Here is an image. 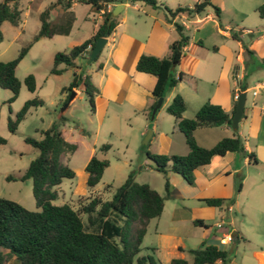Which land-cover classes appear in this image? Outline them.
<instances>
[{
	"label": "crops",
	"instance_id": "crops-1",
	"mask_svg": "<svg viewBox=\"0 0 264 264\" xmlns=\"http://www.w3.org/2000/svg\"><path fill=\"white\" fill-rule=\"evenodd\" d=\"M41 1L17 0L19 19L20 14L26 16L35 3L37 17L47 10L46 20L50 22L55 19L54 23H50L56 26L58 32L47 38L69 33L75 20L73 7L77 2H72L69 8H63L55 0H50L40 10ZM159 1L156 0V3L160 7L155 9L138 0H116L105 5L106 10H110L117 3H121L122 7L115 15L116 25L110 35L105 37L106 41L96 55L97 70L94 76L85 75L96 89L92 111L96 122L95 129L97 131L104 119L111 125L128 121L129 125H134L139 137L149 129L145 151L156 154H185L187 146L177 130L176 120L165 112V106L171 97L179 94L183 99L184 110L181 116L184 118L192 117L205 101L219 105L232 115L233 95L239 90L238 83L244 84L246 95L251 91V97L248 100L245 97L243 111L235 129L224 123L198 127L192 132L198 146L210 148L221 138L232 136L235 130L242 141L243 152L228 151L223 155H213L208 163L193 170L192 184H187L182 179H173L172 195L180 200L173 208L176 216L164 230H156L155 227V234L164 239H174L170 247L175 250L179 247L181 250H177L171 257L184 259V253L193 248L185 246L183 236L175 235L174 231L177 227L188 224L192 228L187 238L192 243L211 244L233 253L236 252L239 242L242 249L250 244L255 248L251 255L256 264H264V87L252 95L256 82L246 83V67L236 66L234 69L235 63L243 61L241 48H232L228 38L233 34L229 32L227 24L221 25L216 20L219 16L205 10V13L193 16L180 13L168 21ZM162 1L164 6L173 9L176 6L191 7L197 0ZM247 4L254 5L252 7L255 9L260 2L247 1ZM85 5L91 12V36L104 9L96 11L90 5ZM158 8L162 10L159 11ZM173 22L180 23L183 32L188 36L179 62L173 68L175 76L179 72L182 76L174 87L165 92L161 104L150 116V106L156 101L151 94L155 77L135 70V62L141 54L158 58L168 55L169 44L177 37ZM253 25L259 27L253 31L256 38H264V18H259ZM250 29L247 27L244 31ZM86 54L83 52L81 56L86 57ZM60 131L62 134V130ZM68 142L73 143L71 140ZM93 149V145L89 147L87 160L94 154ZM248 153L255 161L248 160ZM142 162L145 163V158ZM147 185L157 192V188ZM204 198H220L223 202L220 206L206 205L202 202ZM161 212L150 220L158 219ZM195 219L201 221L202 225L194 224ZM217 222H221V226L217 230L216 241L214 233H210L208 227ZM225 233L231 236L229 240L223 237ZM232 259L229 257L226 264H233ZM214 264H219V261Z\"/></svg>",
	"mask_w": 264,
	"mask_h": 264
},
{
	"label": "trees",
	"instance_id": "trees-1",
	"mask_svg": "<svg viewBox=\"0 0 264 264\" xmlns=\"http://www.w3.org/2000/svg\"><path fill=\"white\" fill-rule=\"evenodd\" d=\"M116 0H55L63 8H69L72 2L88 4L94 10L104 9L100 22L95 32L81 43L70 48L68 52H55L52 56L50 73H59L56 65L63 63L73 65L76 57L83 52L87 53V46L91 47L97 37H107L117 23L116 16L111 10H106L107 3ZM152 9L160 7L156 0H138ZM210 6L214 15L219 16L220 9L210 0H197L191 7L176 6L170 9L162 5L164 15L168 21L180 13L188 16L201 14ZM259 18H264V3L255 7ZM19 9L17 0H2L0 3V24L3 21L15 26L19 22ZM47 10L39 16V28L32 36L34 42L40 37H50L58 32L56 26L46 20ZM176 32V39L169 44V52L166 57L158 58L152 55L141 54L135 62V70L145 72L155 77V83L151 90L154 99L163 97L165 92L174 87L181 79L182 73L174 75L182 48L188 42V36L183 32V27L178 22L172 23ZM67 32V30L65 31ZM1 36V35H0ZM199 43V41H197ZM29 44L21 47L15 58L8 61H0V87L11 92L13 99L19 89V81L14 76V67L25 54ZM96 58V57H95ZM94 58V59H95ZM23 83L28 91L34 90V80L31 74L23 78ZM80 87L91 111H93V98L96 89L90 83L87 76L73 72L72 78L66 87L68 91ZM239 90L246 86L238 83ZM41 103L40 99H27L14 113L13 118L6 117V128L13 133L18 122L24 117L31 106ZM154 104V103H153ZM153 104L150 106L152 108ZM235 107V99L232 101V111ZM184 110V102L179 94H174L165 106V112L176 120L177 130L182 134L187 146L185 154H156L144 152L145 158L152 161V169L163 176V187L168 193V174L176 173L185 183L192 184L193 170L209 162L213 155H223L228 151L243 152L242 141L234 130V134L218 140L212 147L198 146L192 132L198 127L218 126L230 124L231 114L226 113L219 105L205 101L193 116L184 118L181 116ZM62 117L53 122L42 131L40 139L24 137L23 141L34 149L37 154L17 176H6L7 180L30 179L31 195L37 210H27L17 202L0 197V264H5L4 253L12 256L18 264H156L153 258L146 254L138 256L140 244L145 233V227L151 218L159 216L163 197L145 183H137L133 180V173L129 172L125 180L115 189L107 200H101L98 196L91 197L85 204L77 209L66 203L53 205L51 201L56 197L54 187L62 178H72L73 170L61 161V156L72 153L76 149L74 143L66 141L60 131ZM5 142L0 137V144ZM108 144H102L100 149L106 150ZM248 160L255 161L248 153ZM107 161L91 155L84 164L86 173L85 184L93 186L100 178ZM206 205L220 206L223 202L220 198H204ZM80 214L95 217L89 219L92 224L94 218L99 219L97 230L88 232L84 229ZM194 224H201L199 220H193ZM204 227H206L204 225ZM151 250L154 248H150ZM177 250L181 248L177 247ZM193 264H226L229 260L227 250L215 245H202L198 248L188 249ZM168 264H188L185 259L171 257Z\"/></svg>",
	"mask_w": 264,
	"mask_h": 264
},
{
	"label": "rangeland",
	"instance_id": "rangeland-1",
	"mask_svg": "<svg viewBox=\"0 0 264 264\" xmlns=\"http://www.w3.org/2000/svg\"><path fill=\"white\" fill-rule=\"evenodd\" d=\"M49 1L42 0L39 4L40 10H43ZM247 1L264 3L263 0H211L210 2L220 9L219 17H215L216 20L221 25L227 24L229 32L233 34L228 38L232 48H241L243 61L235 63L234 69L236 66L246 67V83L253 84L264 81V38H256L253 32L259 29L253 25L259 18L252 7L254 5L247 4ZM163 2L159 1L161 6L164 4ZM35 8L36 4L34 3L26 16L21 13L16 26L7 21H3L0 25V61L15 58L18 50L29 44L27 51L14 67V76L19 81L16 96L10 100L11 92L0 87V137L5 140L3 144H0V197L13 200L27 210H37L31 195L30 179L7 180L5 177L17 176L22 173L28 162L37 154L36 149L25 143L23 138L40 139L42 131L61 116L62 123L59 128L62 130L63 137L68 141H73L77 146L72 153L62 155L61 161L73 170L74 176L62 178L59 184L54 187L56 197L51 201V204L66 203L77 209L93 196L107 200L125 180L129 172H132L135 182L150 184L153 188H157V193L163 197L161 216L158 219L149 220L147 223L138 256L148 254L156 264H168L171 255L177 251L170 247L175 240L164 239L155 234V227L156 230H164L170 220L176 216L173 208L175 203H180V200L172 195V180L181 178L176 173L170 172L167 175L169 188L166 194L162 174L151 168L152 161L146 159L144 155L146 148L144 140L145 137L147 138L149 129L142 137H139L134 125H129L128 121H120L117 125H111L108 120L104 119L96 131V122L80 87L70 91L66 89L73 72L93 77L97 70V59L86 63V58L76 57L74 59L75 67L74 64L71 66L60 63L55 67L59 69V73L49 72L55 52H68L71 47L90 36L93 25L90 21L91 12L88 10V6L77 3L73 7L72 14L75 16V20L69 33L55 35L52 38L40 37L32 42L31 38L37 32L40 24ZM161 8L158 10L161 11ZM205 10L213 13L210 6H207ZM50 22L54 23L55 19ZM247 27L251 28L250 31H244V28ZM27 74L33 76L35 86L33 91H28L23 83V78ZM250 97L251 91H248L247 100ZM33 98L40 99L41 103L29 107L24 117L18 122L15 131L9 133L6 128V117L13 118L14 113L23 102ZM81 131L84 133L82 134ZM102 144H108V148L100 149ZM92 145L94 146L93 155L98 159L106 160L107 166L103 169L99 180L90 187L85 184L86 173L83 167L87 161L88 149ZM144 158L145 163L142 162ZM216 211L220 212L218 208ZM80 216L86 231L97 230L96 225L99 223V219L94 218L92 224L89 222V219L95 217V214L89 216L80 214ZM191 228L188 224L182 225L175 229L174 234L183 236L182 240L185 246L198 248L202 244L196 245L187 238L190 236ZM196 229L200 228L196 227ZM208 229L210 233H214V238L217 241L219 228L210 226ZM240 245L239 242L236 252L228 251L229 257L233 258V264H256L251 255L252 249L255 248L246 244L242 249ZM151 247L154 249L151 250ZM2 252L5 256V264H18L12 256H7L6 250H2ZM184 257L188 264H193L188 252L184 253Z\"/></svg>",
	"mask_w": 264,
	"mask_h": 264
},
{
	"label": "water",
	"instance_id": "water-1",
	"mask_svg": "<svg viewBox=\"0 0 264 264\" xmlns=\"http://www.w3.org/2000/svg\"><path fill=\"white\" fill-rule=\"evenodd\" d=\"M121 7H122L121 3H117L113 5L112 8L110 9L111 14L115 16L120 11ZM105 41H106L105 37H97L95 39V41L93 42L92 46L89 48L88 53L86 55V63H89L96 57L101 47L105 43ZM170 69L171 70L173 69V65L170 66ZM245 97H246V92L244 90H238L236 92L235 107H234V110L230 118V126L232 129H235L237 127L238 120L240 119V116L243 111ZM161 100H162V97H158L156 99L154 105L152 106L150 110V114H151L150 116H152L156 108L159 107ZM146 140L147 138L145 137L144 143H146Z\"/></svg>",
	"mask_w": 264,
	"mask_h": 264
},
{
	"label": "built area",
	"instance_id": "built-area-1",
	"mask_svg": "<svg viewBox=\"0 0 264 264\" xmlns=\"http://www.w3.org/2000/svg\"><path fill=\"white\" fill-rule=\"evenodd\" d=\"M89 46H87L86 50H89ZM85 53V52H84ZM88 53V52H87ZM86 54V53H85ZM87 55V54H86ZM264 87V82H256L254 85V89L252 90V95H255L258 91L259 88ZM233 98H236V93L233 95ZM216 228H219L221 226V222H217L214 225ZM223 237H226V239H230V235L228 233H225V235Z\"/></svg>",
	"mask_w": 264,
	"mask_h": 264
}]
</instances>
